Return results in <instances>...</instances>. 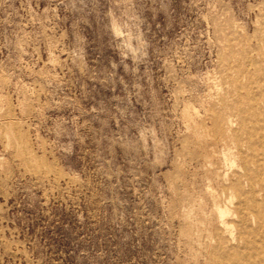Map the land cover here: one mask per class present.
Listing matches in <instances>:
<instances>
[{
	"label": "rangeland",
	"instance_id": "obj_1",
	"mask_svg": "<svg viewBox=\"0 0 264 264\" xmlns=\"http://www.w3.org/2000/svg\"><path fill=\"white\" fill-rule=\"evenodd\" d=\"M0 264H264V0H0Z\"/></svg>",
	"mask_w": 264,
	"mask_h": 264
},
{
	"label": "bare ground",
	"instance_id": "obj_2",
	"mask_svg": "<svg viewBox=\"0 0 264 264\" xmlns=\"http://www.w3.org/2000/svg\"><path fill=\"white\" fill-rule=\"evenodd\" d=\"M252 192H253V191H252ZM238 216H239V219H240V221H241L242 223L247 222V221H246V213H245V211H244L243 209H239V210H238Z\"/></svg>",
	"mask_w": 264,
	"mask_h": 264
}]
</instances>
